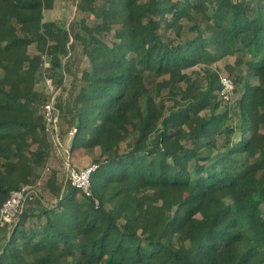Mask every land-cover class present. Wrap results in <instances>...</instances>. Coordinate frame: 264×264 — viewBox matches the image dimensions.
<instances>
[{"label": "trees", "instance_id": "1", "mask_svg": "<svg viewBox=\"0 0 264 264\" xmlns=\"http://www.w3.org/2000/svg\"><path fill=\"white\" fill-rule=\"evenodd\" d=\"M72 1L101 21L0 0V207L53 152L47 78L70 157L98 152L92 196L53 169V201L28 197L0 230V264H264V0ZM78 47L90 68L67 87ZM231 55L237 98L224 102L211 66ZM199 65L204 87L185 71Z\"/></svg>", "mask_w": 264, "mask_h": 264}, {"label": "rangeland", "instance_id": "2", "mask_svg": "<svg viewBox=\"0 0 264 264\" xmlns=\"http://www.w3.org/2000/svg\"><path fill=\"white\" fill-rule=\"evenodd\" d=\"M85 15H89L88 16V24L89 25H93L95 22L101 21V19L97 18L94 14L89 13V12H87V14H86L85 12H82L81 10L77 9L76 4L72 0H56L54 8L50 11H47L45 17H46V19L60 20L62 22H65L67 25H69V22L72 19L79 21ZM191 22L192 21L186 22V25L184 28V36H190L191 35V32L189 30V25H191ZM163 34L166 36H169L170 38L176 37L174 32L171 30H168V29L165 30L163 32ZM102 37L111 43L115 39V32H114V30H111L108 33L104 32L102 34ZM29 52L31 54L36 53L37 52V46L32 44L29 47ZM46 59H48V58H46ZM70 62H71V69H72L73 74L70 75L68 72L65 75V81L64 82H65L67 87H70V85H71L70 83H71L75 74H77L78 77H80L83 70L90 68L89 59L85 55L81 54L79 47L76 51H73L72 55L70 56ZM234 63H235V56L231 55V56L225 57L221 61L215 62L211 66V68L220 69L219 72H220V77H221V75H230L229 72L227 71V69L225 68V65L226 64H234ZM207 68H208L207 65H199V66L191 67L185 71L187 73L193 75V77H199V85L204 87L205 82H206L205 70ZM1 75H2V71L0 70V76ZM230 76L232 78L234 77V75L233 76L230 75ZM165 77H168V76H165ZM162 78H159L158 81H161ZM251 82L256 83L257 80L255 78H252ZM52 84L54 87L53 95H56L55 96V102H56L57 96H58V94H60V89L56 90V87H55L56 84L54 82ZM38 87L44 89L45 91H49L47 89V87L44 85V83H39ZM48 88H50L49 85H48ZM167 90H168L167 88L164 89L162 91V93H166ZM236 98H237V94L234 93L232 102ZM164 103L166 105L165 113H168L169 109L173 105V101L167 97L164 99ZM63 143L65 144L63 147H61V146L57 147L53 143V152H52L51 157H50L49 162H48V165L50 168L49 174H51L52 170L54 169L59 173L60 178H62L63 175H65V173L68 175V169H67V165H66V157L64 155L63 149H64V147L70 149V146H69L70 145V138L67 139L66 142H63ZM96 157H98V152H90V153L77 152V153L71 155V160H72V163H74L75 165L82 167V166H86V165L91 164L92 160L95 159ZM49 174H48V176H49ZM44 186H45V183H44V185L40 186L39 189H37V195L36 196H39L40 198H42L45 201V203H49V202L53 201V197H51L49 195L48 191L45 189Z\"/></svg>", "mask_w": 264, "mask_h": 264}, {"label": "built area", "instance_id": "3", "mask_svg": "<svg viewBox=\"0 0 264 264\" xmlns=\"http://www.w3.org/2000/svg\"><path fill=\"white\" fill-rule=\"evenodd\" d=\"M44 56L45 66H49V61ZM221 89L219 90V97L224 102H231L235 93V82L229 75H221ZM52 79L47 78V84L51 92H54ZM55 96L45 104L44 117H45V131L49 137V140L54 143L57 147H63L65 144L61 141L59 135V121H58V110L55 107ZM76 129L70 132V136H73ZM66 157V165L68 169V177L71 183L81 189L87 196H92L91 189V174L96 169V164H89L86 166H77L72 163L70 157L69 148L63 149ZM49 165L44 167L39 174V177L32 183L23 184L20 188L12 190L9 197L3 202L0 207V230L7 224L10 223L15 216L22 211L25 200L28 197L37 195V189L44 185L49 174ZM95 204L98 206L99 201L96 199Z\"/></svg>", "mask_w": 264, "mask_h": 264}]
</instances>
